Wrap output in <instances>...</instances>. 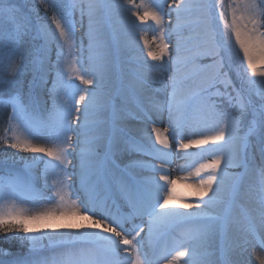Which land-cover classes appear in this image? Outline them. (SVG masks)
Returning <instances> with one entry per match:
<instances>
[{"label":"snow or ice","instance_id":"obj_1","mask_svg":"<svg viewBox=\"0 0 264 264\" xmlns=\"http://www.w3.org/2000/svg\"><path fill=\"white\" fill-rule=\"evenodd\" d=\"M37 2L45 15L34 19L35 9L0 0V43L9 49L0 88L19 85L0 148L25 163L23 174L0 176V234L27 246L0 248V264H264V0ZM85 17L86 48L77 38ZM149 21L151 42L140 27ZM112 35L129 49L143 41L114 90L106 84ZM26 72L25 86L14 78ZM149 83L160 86L145 96ZM176 158L187 176L172 178ZM37 181L54 203L29 211L20 202L45 199ZM181 182L189 193L178 192Z\"/></svg>","mask_w":264,"mask_h":264},{"label":"bare ground","instance_id":"obj_2","mask_svg":"<svg viewBox=\"0 0 264 264\" xmlns=\"http://www.w3.org/2000/svg\"><path fill=\"white\" fill-rule=\"evenodd\" d=\"M70 2L71 1H69V3ZM137 2H139V0H137ZM148 2H149V0H146V3H148ZM74 16H75V18L77 20H79V12L78 11H76L74 13ZM173 20H174V17H173ZM165 22L166 23L168 22V18L167 17L165 19ZM140 27L144 29L143 35L151 42L152 39H153V36L155 35L154 28L152 26L151 21H149L145 25H141ZM86 30H87V18L85 17L84 28L81 29L79 26L77 27L78 42H79V40H83L85 48L87 47V38H86V35H85ZM107 39H108L107 56H108L110 65L112 67V71L110 73L111 83H108V80H106V84L108 85L109 89L114 90L115 87L118 86L117 85V79H116L117 76L120 73L124 72V71H132L137 66L138 59L141 56V51L140 50L143 49V41H140L139 42V46L136 47L135 49H129L126 46V42H125L126 38H124V37H119V36H116V35H112V36H109ZM153 47H155V45H153ZM143 56L146 59V52L143 53ZM147 63L148 64H152V63H155V62L147 60ZM170 74L171 73H168L167 75H170ZM153 75H163V74L154 73ZM232 75H233V78H234V73ZM25 77H27V76H25ZM17 78H18V80H17L18 82H20V81L22 82V80H21L22 78H20V76H18ZM75 83L79 84V81H75ZM159 86L160 85H153L151 83L147 84L145 86L146 87L145 96L151 95L152 94V89H154L156 87H159ZM81 87H83V86L81 85ZM11 89H12V91H11ZM11 89H10L8 95L6 93V96L11 97V94H13L17 90H19V85L17 87H13ZM45 98H47V97H45ZM50 106H51V101L49 100L48 107H50ZM156 126L161 127V129H163L165 127H168L167 118L166 117L162 118V122L157 121V125ZM140 127H148V128H150V126H146V125H141ZM183 142H187V136H186V138H185V140ZM191 151L192 152H196L198 150L197 149H192ZM22 155H27L28 156L29 153H22ZM177 155H178V157L179 156H183V152H181V153H179ZM145 159H148V158H145ZM185 163H186V161L183 160V159L176 158V159L173 160L171 166L169 167V171L171 172L172 178H177V177H180V176H187V172L186 171L185 172H180L179 171L180 166L184 165ZM9 165H10L9 167L0 166V176L7 177L9 175V171L10 170L11 171L21 172L22 174L24 173L25 164L14 163L13 162V164H9ZM69 172H71V167L69 168ZM189 180H195V177H189ZM51 183H52V179L49 178L48 184L51 185ZM69 183H72V181L70 180ZM33 187H34V191L35 192H37V193L42 192L44 197H45V199L43 201L36 202V203H34L31 200H25V202L28 205L35 206V207H45V206L51 207L52 204L50 202H53L54 198H53V200L51 199L52 201L50 199H48V197L51 196L50 188L44 187L43 181H37L34 184ZM177 187H178V192L180 194H187V193H189L191 191V189H189L183 182L178 184ZM6 190L7 189L5 188L4 185H0V192L6 191ZM70 195L74 199L79 196L78 185L74 186L70 190ZM188 198L189 199H196L195 197H188ZM242 203H243V201H242ZM113 211H115V209ZM122 211L126 213V212L129 211V209H122ZM181 211H183V209H181ZM145 220H146V218H145ZM59 223H63V221H61ZM73 223H82V224L87 225L89 222L85 221V220H75V221H73ZM134 223L139 224V223H141V221L139 219H137V220L134 221ZM126 227H128V226H126ZM130 227H131V225H129V228ZM240 227H241V225H239V224L233 225V235L234 236L239 235ZM49 231H51V230L49 229ZM66 231H75V230L74 229H69V230H66ZM97 231H98V229H97ZM173 236L179 237V232L177 231V232L173 233L172 235H170L169 237H167L165 239H162L159 242V249L163 250L165 247H168V248L172 247ZM14 241H16V240H14ZM18 243L19 244H17V245H14V244H10V245H14V246L20 247V250H18L16 252H21V251L22 252H26L27 251V246L25 244H22L21 242H18ZM6 245H8V243ZM13 253H15V252H13ZM45 254L46 255H50L51 253H49L46 250Z\"/></svg>","mask_w":264,"mask_h":264},{"label":"rangeland","instance_id":"obj_3","mask_svg":"<svg viewBox=\"0 0 264 264\" xmlns=\"http://www.w3.org/2000/svg\"><path fill=\"white\" fill-rule=\"evenodd\" d=\"M69 1L71 0H65V4L67 5L69 3ZM13 2L17 5V6H20L22 7L26 12L32 10V9H35V11L33 12H30V14L32 15V17L35 19L36 16H37V13L39 14L40 17H43L45 15L44 13V5H41L37 2V0H13ZM50 11H48V15L51 16L52 15V9L49 8ZM25 49H28L30 50V46L29 45H25ZM9 53V49L8 48H5L2 46V43H0V58H4V62L6 63L7 62V55ZM28 52L26 51L24 55H19V56H16L15 60H16V63L17 64H21V63H27V59H28ZM234 73V72H233ZM3 74L0 73V76H2ZM20 76V78H22V82L24 83V85L26 86L27 83L29 81L32 80V74L30 72H26L22 75H18ZM17 76V77H18ZM27 76V77H25ZM15 77L14 79L18 80V78ZM4 78H12V77H4ZM235 73H234V78L235 79ZM21 82V81H20ZM11 88H7V87H4V88H0V119L2 117H5V122L3 121L2 123V127L3 129L0 131V135L3 134L2 131H4V128L6 127L7 125V119L8 117L11 115L12 113V109H11V106L8 104V99L9 97L6 96V93L8 95L9 91H10ZM12 91V89H11ZM18 91V90H17ZM16 92H14L11 96L15 95ZM23 93L26 95L27 93V88L25 87L23 89ZM36 143H44L43 141H40V140H36L34 141ZM256 141H255V138L253 139V144H255ZM0 166L2 167H6V166H10L9 164H13L14 163H21V164H25L24 161H21L19 159H13L12 158V154L14 153V150L12 149H5V148H0ZM34 154L32 153H29V155H22V153H19V152H16L15 153V157L19 158V157H31L33 156ZM53 200V199H52ZM51 200V201H52ZM54 202V200H53ZM53 202H50L53 206ZM2 203V202H0ZM21 203V206L28 209L29 211H35L37 210V208H45V207H48V206H45V207H35V206H31V205H28L25 200H23ZM129 226V225H128ZM2 235V234H1ZM1 239H3L4 243H8L9 244H14V245H17L19 244L18 242L20 241H10V242H7V240L4 239L3 235L1 236ZM6 241V242H5Z\"/></svg>","mask_w":264,"mask_h":264},{"label":"trees","instance_id":"obj_4","mask_svg":"<svg viewBox=\"0 0 264 264\" xmlns=\"http://www.w3.org/2000/svg\"><path fill=\"white\" fill-rule=\"evenodd\" d=\"M4 118L5 117H2L0 119V131L3 129L2 123H3V121L5 122V119ZM0 158H1V156H0ZM1 236L2 235L0 234V248H4V249L9 250V251H12V252H16V251L20 250V247H17V246H14V245H10V244L9 245H6V243H4V241H3V239H1ZM7 242H10V241H7Z\"/></svg>","mask_w":264,"mask_h":264}]
</instances>
